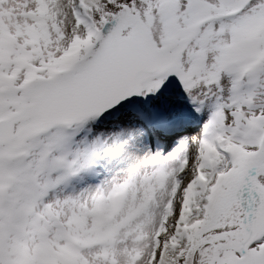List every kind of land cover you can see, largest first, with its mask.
<instances>
[{"label": "snow or ice", "instance_id": "snow-or-ice-1", "mask_svg": "<svg viewBox=\"0 0 264 264\" xmlns=\"http://www.w3.org/2000/svg\"><path fill=\"white\" fill-rule=\"evenodd\" d=\"M0 264H264V0H0Z\"/></svg>", "mask_w": 264, "mask_h": 264}]
</instances>
